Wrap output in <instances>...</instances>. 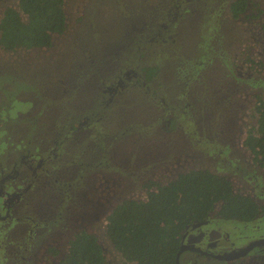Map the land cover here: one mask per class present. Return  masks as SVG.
<instances>
[{
  "label": "rangeland",
  "instance_id": "1",
  "mask_svg": "<svg viewBox=\"0 0 264 264\" xmlns=\"http://www.w3.org/2000/svg\"><path fill=\"white\" fill-rule=\"evenodd\" d=\"M233 1L66 0L51 47L0 48V264H60L81 230L122 264L105 233L113 207L194 169L264 202V169L243 145L264 96V0L239 19ZM17 7L0 0V18ZM146 66L160 75L142 84ZM208 222L187 242L212 255L264 238V219ZM194 261L264 264V252L231 262L185 252L180 264Z\"/></svg>",
  "mask_w": 264,
  "mask_h": 264
},
{
  "label": "trees",
  "instance_id": "2",
  "mask_svg": "<svg viewBox=\"0 0 264 264\" xmlns=\"http://www.w3.org/2000/svg\"><path fill=\"white\" fill-rule=\"evenodd\" d=\"M65 2L18 0L17 8H7L0 18L1 49L14 52L51 47L53 35L66 30ZM248 8V0H235L229 13L239 19ZM260 31L264 34V21ZM142 72L150 82L158 68L145 67ZM255 97L257 122L248 129L244 145L253 163L264 168V96ZM148 189L144 200L126 199L106 217V236L122 264H177V254L191 227L212 217L251 223L264 214V206L236 192L227 177L209 170H190L166 184L152 182ZM60 264H108V260L98 237L81 230L68 239Z\"/></svg>",
  "mask_w": 264,
  "mask_h": 264
},
{
  "label": "flooded vegetation",
  "instance_id": "3",
  "mask_svg": "<svg viewBox=\"0 0 264 264\" xmlns=\"http://www.w3.org/2000/svg\"><path fill=\"white\" fill-rule=\"evenodd\" d=\"M178 40V39H177ZM176 40V41H177ZM165 41H168V40H165ZM168 43H170V41L168 42ZM177 43V42H176ZM1 48V47H0ZM31 50V49H30ZM3 51V50H2ZM146 67H157V66H146ZM158 68V67H157ZM138 75H137V80L138 81H140L142 84H147V83H152V82H154L155 80H157V78H158V76L160 75V70H159V68H158V74H157V76L155 77V78H153V80L152 81H150V82H147L146 80H145V76H143L142 75V72H141V69H139L138 71ZM141 73V74H140ZM142 79H144V81L142 80ZM125 85V84H124ZM124 85L122 86V85H120V86H118V87H120V89H121V86H122V89L124 88ZM120 89H118V90H116L115 92H117V91H119ZM113 94L114 93H111L110 94V96L112 97L113 96ZM233 95V94H232ZM256 96V95H255ZM111 97H110V101H111ZM171 124H170V126L169 127H172L173 126V122L171 121L170 122ZM248 131V130H247ZM246 137H247V135H246ZM246 139V138H245ZM244 142H245V140H244ZM243 145H244V143H243ZM244 147H245V145H244ZM246 148V147H245ZM247 149V148H246ZM248 150V149H247ZM249 152V151H248ZM249 154H250V152H249ZM251 155V154H250ZM252 157V156H251ZM253 162V161H252ZM254 164V163H253ZM255 166H256V164H254ZM257 168H260V167H258V166H256ZM264 169V168H263ZM188 172V171H187ZM8 179V175H2L1 177H0V190H1V195L0 196H2L3 194H6V195H8L7 194V192L5 191V186H4V184H5V181ZM229 179V178H228ZM230 180V179H229ZM244 194V193H243ZM245 195H248V194H245ZM248 196H250V195H248ZM14 197V196H13ZM259 198L260 199H262V200H264V197L263 196H259ZM9 201H10V199H9ZM256 201V200H255ZM258 203V202H257ZM258 204H260V203H258ZM260 205H262V206H264V202L263 203H261ZM12 205H7L6 206V212H7V215H6V217H9L10 216V213H11V211H12ZM0 218H1V216H0ZM213 218V217H212ZM261 219H264V214L262 215V216H260L259 218H258V220H261ZM209 221V220H208ZM205 222L204 224H202V225H198V226H196V228H200V227H206V226H208L209 225V222ZM262 239H264V238H262ZM258 240H261V239H258ZM258 240H256V241H258ZM256 241H254V242H256ZM254 242H252V243H254ZM252 243H250L249 245H251ZM183 245H191V244H188V242H187V233H186V235H185V237H184V241H183ZM182 245V246H183ZM248 245V246H249ZM195 246V245H194ZM217 246V242L216 241H211V240H209V242L205 245V247H208L209 249L210 248H214V247H216ZM248 246H246V247H248ZM196 248H199V247H197V246H195ZM246 247H244V248H242V249H240V250H231L230 251V253L229 254H233V253H236V252H239V251H242L243 249H245ZM199 249H201V248H199ZM201 253H198V252H193V251H185V252H193V253H196V254H199V255H201V256H205V257H208V258H213V259H217L216 258V256H222V255H212V254H210L209 252H205L203 249H201ZM256 251L257 252H264V245L263 246H258V247H255L253 250H251L247 255H245L243 258H246L247 256H249V255H251V254H256ZM184 252V253H185ZM184 253H182V254H184ZM182 254H181V256H182ZM224 255H227V254H224ZM242 258V257H241ZM241 258H239V259H241ZM180 259H181V257H180ZM239 259H236V260H239ZM217 260H220V259H217ZM236 260H232V261H236ZM220 261H223V262H231V261H225V260H220ZM194 262H196V264H198L197 263V261H194Z\"/></svg>",
  "mask_w": 264,
  "mask_h": 264
},
{
  "label": "water",
  "instance_id": "4",
  "mask_svg": "<svg viewBox=\"0 0 264 264\" xmlns=\"http://www.w3.org/2000/svg\"><path fill=\"white\" fill-rule=\"evenodd\" d=\"M263 245H264V239H261V240H258L256 242L252 243L251 245H249L248 247H246L242 251H239V252H236V253H233V254L216 256V258L220 259V260H225V261L236 260V259H239V258L244 257L245 255H247L255 247L263 246ZM185 251H193V252H198V253L202 252L201 249L196 248L194 245H183V246H181V248H180V250H179V252L177 254V258H176L177 264H180L181 254L184 253Z\"/></svg>",
  "mask_w": 264,
  "mask_h": 264
}]
</instances>
